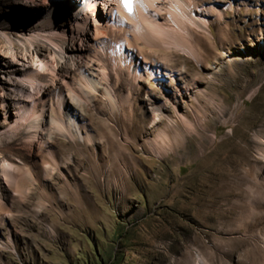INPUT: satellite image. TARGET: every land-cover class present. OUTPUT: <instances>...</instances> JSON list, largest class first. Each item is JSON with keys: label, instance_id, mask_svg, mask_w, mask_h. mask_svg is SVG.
Instances as JSON below:
<instances>
[{"label": "rangeland", "instance_id": "374dc122", "mask_svg": "<svg viewBox=\"0 0 264 264\" xmlns=\"http://www.w3.org/2000/svg\"><path fill=\"white\" fill-rule=\"evenodd\" d=\"M131 1L87 39L58 8L45 34L83 49L63 78L28 41L50 0H0V166L19 168L0 170V264H264V0H183L209 33L182 40L187 21L151 27ZM74 68L93 70L113 115ZM69 96L85 141L49 129L25 142L23 118L43 104L64 125Z\"/></svg>", "mask_w": 264, "mask_h": 264}, {"label": "bare ground", "instance_id": "6f19581e", "mask_svg": "<svg viewBox=\"0 0 264 264\" xmlns=\"http://www.w3.org/2000/svg\"><path fill=\"white\" fill-rule=\"evenodd\" d=\"M118 1L119 0H50V10L39 19L37 25L34 28L35 33L29 36L28 41L36 45L44 43L49 46L53 53V59L57 63V70L60 77L69 78L72 75L69 73L71 72V68L68 66L66 67V65L69 64L70 66H74L75 60L80 58L82 54L81 51L83 49L81 47L76 49L71 47V39L67 38L63 32L56 34L58 35L57 37H53L50 34H45L46 31L54 29L56 24L60 21L58 8L63 7V5L65 6V4L69 5L67 6L68 11L72 18L76 21V32H83L84 34H82V36H85L87 39L89 38V31L87 30V27L90 29L92 26L94 28L95 35L103 34V29L107 26V23L101 19L106 17V19L108 18V21L111 20L109 16H111V14L114 12L113 9ZM131 2H133L135 5H138L139 2L142 4L139 5L140 7H135V5H132L139 16V19L142 21H148L147 23L151 27L163 29L156 21L161 19V17L164 15H168V19L166 20L172 22V24L180 23L179 21L183 20L187 21L186 25L189 29L186 27L185 31L180 33L181 35H176L175 38L178 40H182L186 36H188L190 39H196L198 34H205L207 32L209 33L208 28L204 25L206 23L205 20L195 16L194 13L197 10H195L194 5L188 6L183 0H133ZM129 3L127 4L128 6ZM164 3L174 5L178 10H175V14H171L170 10H165L162 7ZM119 9H122V7H119ZM134 24L136 23L134 22ZM179 55L186 57L190 61H195V58L190 53L183 52ZM62 64L65 65V68H60V65ZM75 71L76 78L74 80V85L79 93L84 98L89 99V93L94 94L98 89H100L109 112L111 115H113L116 112L114 100L107 87L97 81L96 76L92 74L93 70L90 68H78L75 69ZM154 73L164 75L163 72L155 71ZM20 86H22L26 92H29V90L33 92L36 88L35 77H23L20 80ZM38 93H40V91H38ZM75 101H78L76 96H69L68 101H66V106L68 105V107L65 106L64 112L62 113L64 117V125H61L57 120H45L42 118L45 107L43 104L41 105L40 109L34 112L32 115L24 117L22 121L23 128L21 129V132L24 135V141L32 142L38 137H44L43 139L47 140L50 134L49 129H52L51 132H56L57 134L63 135L70 140L84 142L85 137H83L79 125L81 114L77 113L75 109L71 108V106L74 107ZM118 150L120 149L118 148ZM0 170L4 177L10 179L17 173V171H19V168L17 165L3 161L0 166ZM25 176L29 177V173L25 172ZM1 205L2 204L0 202V207ZM195 264H207V262L202 255L198 254L196 256Z\"/></svg>", "mask_w": 264, "mask_h": 264}, {"label": "snow or ice", "instance_id": "6c2138e0", "mask_svg": "<svg viewBox=\"0 0 264 264\" xmlns=\"http://www.w3.org/2000/svg\"><path fill=\"white\" fill-rule=\"evenodd\" d=\"M123 2L127 5L129 3V0H123Z\"/></svg>", "mask_w": 264, "mask_h": 264}]
</instances>
